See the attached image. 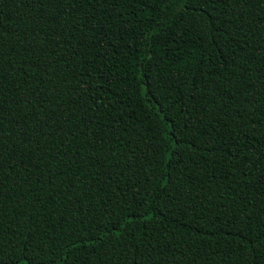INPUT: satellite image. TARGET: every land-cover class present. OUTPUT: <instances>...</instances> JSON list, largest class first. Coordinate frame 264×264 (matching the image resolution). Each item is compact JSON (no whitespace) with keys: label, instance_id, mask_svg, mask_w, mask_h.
I'll return each instance as SVG.
<instances>
[{"label":"trees","instance_id":"16d2710c","mask_svg":"<svg viewBox=\"0 0 264 264\" xmlns=\"http://www.w3.org/2000/svg\"><path fill=\"white\" fill-rule=\"evenodd\" d=\"M0 264H264V0H0Z\"/></svg>","mask_w":264,"mask_h":264}]
</instances>
